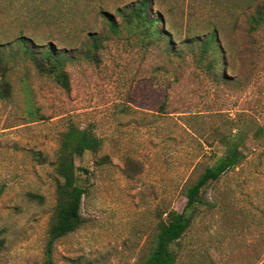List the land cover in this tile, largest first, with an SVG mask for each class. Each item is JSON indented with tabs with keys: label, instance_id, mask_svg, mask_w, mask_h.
Masks as SVG:
<instances>
[{
	"label": "rangeland",
	"instance_id": "374dc122",
	"mask_svg": "<svg viewBox=\"0 0 264 264\" xmlns=\"http://www.w3.org/2000/svg\"><path fill=\"white\" fill-rule=\"evenodd\" d=\"M135 1L0 0L10 85L0 99V264H42L52 163L68 122L91 129L102 146L74 156L89 171L83 223L55 241L52 264L144 258L159 213L182 209L183 186L223 152L216 137L236 133L242 162L205 186L213 206L197 205L170 248L174 264H264V25L249 30L247 22L261 0H151L164 32L153 43L115 10ZM101 14L116 21L117 34ZM211 30L220 65L213 76L194 64ZM90 32L106 35L96 62L78 53ZM20 37L73 53L68 89L36 71ZM99 155L108 161L95 165Z\"/></svg>",
	"mask_w": 264,
	"mask_h": 264
},
{
	"label": "trees",
	"instance_id": "16d2710c",
	"mask_svg": "<svg viewBox=\"0 0 264 264\" xmlns=\"http://www.w3.org/2000/svg\"><path fill=\"white\" fill-rule=\"evenodd\" d=\"M151 0H137L132 4L116 8L125 27L138 28L148 40L153 43L164 37V32L158 27L161 22L157 12L149 11ZM101 12V11H99ZM106 24L107 32L118 33L116 21L108 14H101ZM249 30H254L259 25H264V0L254 6L253 12L248 15ZM84 47L78 53L87 61L96 62L98 51L102 47L106 35L90 32L86 35ZM22 53L31 61L36 71L49 77L63 89H68V76L64 69L65 64L73 57V53L66 54L65 50H55L50 46L35 48L24 37L18 38ZM216 31L211 30L204 34V39L198 43L197 55L194 64L201 68L207 75L213 76L218 69L219 46L216 43ZM7 64L0 53V99H6L10 94V85L5 78ZM261 133L260 128L254 130V136ZM239 133L219 134L216 143L223 148V152L211 163L203 165L194 179L187 182L182 188L185 198L180 211L167 209L159 213L153 233L152 245L147 255L133 264H174L176 252L170 245L177 242L192 220L197 205L205 204L211 208L214 204L204 195L205 186L217 181L229 169L237 167L244 155L239 150ZM101 139L91 129L80 128L73 122H68L59 133L55 151L53 173L54 204L51 209L47 227L46 240L43 249L42 264H52V249L55 241L69 232L76 230L83 223L80 215V205L87 190V176L89 171L85 167H76L74 156L85 151L98 154L101 150ZM34 156L39 159V155ZM41 160V159H40ZM108 161L106 155H99L93 161L95 165ZM82 174L84 177H82ZM36 198V195L28 194ZM165 213L164 218L161 214Z\"/></svg>",
	"mask_w": 264,
	"mask_h": 264
}]
</instances>
